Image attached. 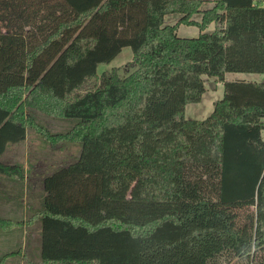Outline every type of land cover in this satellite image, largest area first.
<instances>
[{"label": "trees", "instance_id": "obj_1", "mask_svg": "<svg viewBox=\"0 0 264 264\" xmlns=\"http://www.w3.org/2000/svg\"><path fill=\"white\" fill-rule=\"evenodd\" d=\"M124 47L137 68L97 75ZM205 76L223 96L185 119ZM33 111L75 122L52 132ZM27 130L80 147L31 214L44 264H264V0H0V155Z\"/></svg>", "mask_w": 264, "mask_h": 264}, {"label": "rangeland", "instance_id": "obj_2", "mask_svg": "<svg viewBox=\"0 0 264 264\" xmlns=\"http://www.w3.org/2000/svg\"><path fill=\"white\" fill-rule=\"evenodd\" d=\"M179 18L178 14L165 18V24L172 25ZM211 24L207 31H213ZM177 35L193 38L198 35L195 27L179 26ZM133 53L129 47L121 52L109 63H101L96 68L97 75L104 71L117 68L119 76H125L137 68L131 64ZM205 79V92L201 101L188 104L185 107L184 118L203 121L212 112L215 102L223 96V84L216 83L213 78ZM263 75L250 73H226L225 81L259 82ZM36 120L52 132H64L69 129L74 120L46 117L33 111ZM264 139V133H263ZM78 144H65L49 147L45 145L31 130H27L26 139L22 143L10 144L0 155L3 164H21L25 168L24 183L8 180L0 175V218L22 221L20 228L10 231L0 230V264H44L39 258V233L36 218L31 217L34 210L39 208L40 197L43 194L42 181L45 176L59 167H64L78 158Z\"/></svg>", "mask_w": 264, "mask_h": 264}, {"label": "crops", "instance_id": "obj_3", "mask_svg": "<svg viewBox=\"0 0 264 264\" xmlns=\"http://www.w3.org/2000/svg\"><path fill=\"white\" fill-rule=\"evenodd\" d=\"M181 26V25H180ZM260 82V81H259Z\"/></svg>", "mask_w": 264, "mask_h": 264}]
</instances>
